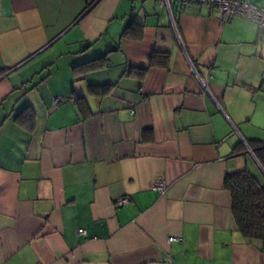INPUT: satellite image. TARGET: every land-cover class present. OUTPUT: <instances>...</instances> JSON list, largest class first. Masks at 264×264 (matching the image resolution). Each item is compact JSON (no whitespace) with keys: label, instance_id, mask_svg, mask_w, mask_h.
<instances>
[{"label":"crops","instance_id":"1","mask_svg":"<svg viewBox=\"0 0 264 264\" xmlns=\"http://www.w3.org/2000/svg\"><path fill=\"white\" fill-rule=\"evenodd\" d=\"M254 140L264 39L248 19L180 0H0V264H264L224 187L241 169L264 180Z\"/></svg>","mask_w":264,"mask_h":264},{"label":"trees","instance_id":"2","mask_svg":"<svg viewBox=\"0 0 264 264\" xmlns=\"http://www.w3.org/2000/svg\"><path fill=\"white\" fill-rule=\"evenodd\" d=\"M155 55L150 56V65H154ZM161 66L166 67L168 56H160ZM90 67L91 63H84ZM81 67V65H80ZM84 67H81L84 70ZM79 66L73 67L77 74L81 71ZM89 92L95 95H104L106 88L90 86ZM79 110L85 114V106L81 98H74ZM31 115L26 116L29 123ZM259 163L264 167V142L252 141L249 143ZM224 187L230 193L231 212L240 235L249 242L258 243L264 250V180L258 178L247 169L228 172L224 177Z\"/></svg>","mask_w":264,"mask_h":264},{"label":"built area","instance_id":"3","mask_svg":"<svg viewBox=\"0 0 264 264\" xmlns=\"http://www.w3.org/2000/svg\"><path fill=\"white\" fill-rule=\"evenodd\" d=\"M167 1L170 0H159ZM182 4L192 6L193 4H202L208 7L217 8L221 13V20L223 22L229 21L234 16H242L251 21L257 31V36L260 39H264V6H256L250 2L244 0H180ZM59 100H56L58 103ZM132 112V110H131ZM159 191H163L165 184L161 178H158L153 185ZM128 198L119 196L115 199L116 205H122L127 202ZM78 234L86 235V230L83 228L77 229ZM180 237L169 236L168 242H174L180 240Z\"/></svg>","mask_w":264,"mask_h":264}]
</instances>
